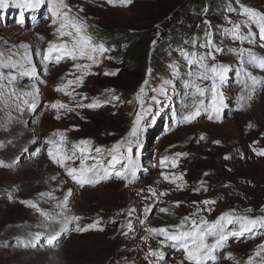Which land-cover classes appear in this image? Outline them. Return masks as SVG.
I'll use <instances>...</instances> for the list:
<instances>
[{"label": "rangeland", "instance_id": "obj_1", "mask_svg": "<svg viewBox=\"0 0 264 264\" xmlns=\"http://www.w3.org/2000/svg\"><path fill=\"white\" fill-rule=\"evenodd\" d=\"M200 1L132 0L121 5L117 0L112 5L107 0H66L74 13L83 8L79 15L86 20L88 34L109 49L101 63L91 68L94 74L86 76L82 86L72 85L68 89L70 92L74 89L69 96L56 91V86L74 79L72 73L80 74L73 68L74 63L89 61L65 58L56 63L55 53L51 61L43 60L48 42L58 41L51 23L49 0L36 7H28L25 0H5L0 7V53L3 54L0 60L19 63L17 68H0L5 75L16 76L11 84L3 81L7 85L4 99L11 88L21 95L38 90V95L36 108L22 105V111L10 101L6 105L0 100V161L7 165L0 166V264H157L150 250L165 254L159 264H181V261L188 264L182 251L173 249L170 242L162 245L163 237L148 230L179 224L182 218L196 213L197 207L212 208L210 212L197 213V218L203 216L210 222L232 210L252 217L264 215V156L253 151L264 149V85H256L245 107L238 109L240 64L229 51L242 46L264 56V47L260 46L264 42L259 39L256 25H251L256 33L254 43L241 44L225 31L240 23L242 31L247 33L243 8L264 14V0H232L230 6L226 0H219L224 2L218 9L217 0H205L208 6L203 3L198 9ZM230 8L234 11H229ZM111 27L116 28V35H122L120 42H125L127 47L126 36L147 37L144 67H129L128 64H135L133 60L119 56L112 40L101 39L104 30ZM207 33L212 34L214 46L224 49L216 54V62L229 67L221 85L225 107L220 120H210V110H201L194 120L186 123L182 117L195 109L184 108L191 103V97L185 96L189 66L188 57L182 56L181 50L205 52L200 45L205 43ZM22 45L29 46L28 56L35 66V76L18 74L31 67L23 58ZM155 49H159L156 56ZM173 62L177 65L176 76L169 68ZM246 66L254 76L264 78V69ZM106 71L116 75H105ZM163 80L171 81L165 86V93L154 91ZM141 86L145 88L146 111L133 135L136 114L141 111L136 99ZM23 98L31 100V97ZM204 99L202 109L210 104V93ZM55 101L74 110L61 109V118L56 119L57 110L51 108ZM93 102L100 106L77 107ZM57 131L65 134L69 149L81 140L91 141L86 155L105 163L111 159L109 150L121 142L120 163L110 169L112 174L108 179L95 185H78L47 154V141ZM97 148L101 149L100 153L95 151ZM178 153L187 155L178 156ZM164 157L168 160L162 165ZM129 160L136 165V177L131 182L115 175ZM173 161L176 167L172 166ZM70 166L78 167L79 160L75 164L70 162ZM162 173L182 175L183 180L172 183ZM178 183L184 187L178 189ZM150 187L158 194L167 195L153 197L148 191ZM204 200L216 203L207 206L202 203ZM22 201H32L38 208ZM65 201L62 210L58 205ZM177 201L179 207L175 206ZM161 208H168L169 212H161ZM247 209L252 211L246 212ZM41 212L56 219L47 220ZM65 215L81 219L65 224ZM97 220L98 228L75 231L77 226L84 227ZM50 224L58 225L57 230ZM262 243L264 230L260 229L229 237L225 246L214 253L216 258L207 264L237 261L244 264ZM228 253H232L233 259L227 258Z\"/></svg>", "mask_w": 264, "mask_h": 264}, {"label": "snow or ice", "instance_id": "obj_2", "mask_svg": "<svg viewBox=\"0 0 264 264\" xmlns=\"http://www.w3.org/2000/svg\"><path fill=\"white\" fill-rule=\"evenodd\" d=\"M44 0H25V3L28 7H36L39 4L43 3ZM121 5H127L132 2V0H118ZM108 4H116L117 0H107ZM5 0H0V7H3ZM49 11L51 13V23L55 26V33L58 37V41H49L46 53L43 55L44 61H51L53 59V54L55 55V62L59 63L62 59L69 58L72 61L77 60H87L89 63H74L73 68L76 69L80 74L72 73L74 79L67 80L66 83H61L56 86V91L62 92L65 95H73L74 89L72 92L68 89L75 85L77 87L82 86L86 76L92 73L90 70L94 65H99L102 61V58L105 57V53L109 51L103 43H96L94 39L88 34L87 28L88 25L86 20L79 15V12L83 11V8H79L77 12H73L72 6H70L66 0H49ZM229 11H234V9H229ZM243 14L246 17V20L243 21L244 25L249 28L248 32L245 33L241 29L240 23L233 24L231 29H226V33H229L231 37L240 41L243 44L244 41L248 43H254V38L256 33L252 32L251 25H256L259 30V39L264 42V14L258 13L250 8H243ZM43 39V37H39ZM66 38V39H65ZM261 47H264V43H261ZM25 49L23 58L26 60V63L31 67L24 68L23 71L19 72L20 76H35L36 70L35 66L32 64L31 58L28 56V45H22ZM200 47L206 49L205 52L199 53H188L184 50H181V55L188 57L187 63L189 66V71L187 73L189 79L185 81V87L187 92L185 93L186 97H191V103L185 104V109L194 108V111H187L186 114L182 117V121L190 123L192 120L199 115L200 111H209L210 115L208 118L210 120H220L221 112L225 107L224 95L221 91V85L226 80V74L229 71V67L216 62V54L221 53L224 49L214 46L212 40V34L207 33L205 38V43L200 45ZM238 58L240 64V70L237 72V83L241 85V94L237 98V108L242 109L247 104V100L250 98L251 93L254 91L255 86L260 84L264 85V78H257L248 70L246 65H251L253 67H259L264 69V56H260L255 53L251 48L240 47L238 49H230ZM19 55V53H17ZM3 54L0 53V57ZM111 59V57H108ZM208 61H212L211 64ZM19 62H5L0 60V68L10 67L17 68ZM23 67V65H20ZM169 68L172 71L173 76L178 75L177 65L175 62L169 65ZM118 71V70H117ZM105 75H116V72H105ZM7 81L8 84L13 83L16 80V76L12 73L5 75L4 72L0 71V100H2L6 105L13 103L18 111H22V105L27 106L31 109H35L36 97L38 95V90L35 92H24L22 95L17 92L16 89L11 88L8 90L7 99H4L5 92L4 89L7 87L3 81ZM209 81L210 84L205 85L202 82ZM170 80H163L161 87L154 91H159L160 93H165V86L170 84ZM147 84V80H145ZM35 87V86H34ZM145 93L144 86H141L139 92L136 96L137 101L141 104V111L136 114L135 122L132 129V134L136 133V126L139 125L141 119L143 118V113L146 111L143 107L144 100L143 96ZM210 93V104L205 106L203 109L202 105L205 104V97ZM23 97H31V100L25 99ZM86 98V97H85ZM118 99V97H114ZM152 100H156V97L153 96ZM99 103L93 102L91 104H78L77 107L83 108H96L99 107ZM51 108L57 110L56 119H60L59 110L64 109L68 112L73 111L74 109L68 104L62 103L61 101H55L51 104ZM10 116V113H9ZM249 127H252L250 124ZM59 137V140L55 139ZM66 136L63 132H53L52 138H49L47 143L49 144L48 156L52 163L60 166L65 169L67 176H69L74 182L78 185H95L101 180H106L112 174L110 169H113L115 165L120 163L121 154V142H117L112 149L109 150L111 159L105 163L104 160L96 159L86 155L90 151L87 147L90 145L91 141L81 140L78 144H75L69 149L66 144ZM201 140L204 139V136L201 135ZM214 143H220L219 141H214ZM131 149H129L130 151ZM97 153L101 152V149H95ZM259 156H264V149H253ZM79 153V154H78ZM179 155H187L186 153H178ZM230 157H225L229 159ZM79 160V166H70L75 164ZM89 160H92V163H88ZM168 160V157H164L161 161L163 165L164 162ZM0 166L3 165V162L0 161ZM173 167H176L177 164L173 161ZM115 175L122 180L131 182V180L136 177V165L129 160L127 165L122 166V169L115 173ZM165 180H169L172 183H176L177 180L182 181L183 176H169L167 174H161ZM178 189L184 187L183 183L176 184ZM206 190V189H205ZM148 191L153 197L167 195L164 193H157L154 188H149ZM199 191V189H196ZM50 195V194H48ZM22 203L28 204L33 208H38V206L32 201H22ZM204 205L210 206L214 205L216 201L214 200H204L202 201ZM193 204H197L196 201H193ZM175 206L179 207L180 202H175ZM62 210L66 207L65 204L58 205ZM39 210V209H38ZM212 211L211 207L207 209H202L197 207L196 213H193L191 216H186L181 219L179 224L169 225L160 228H151L149 229L150 234H155L163 237L160 243L163 245L166 242H170V246L177 251H182L184 254V260L188 264H207L211 259L214 260L216 257L214 253L217 249L223 248L229 237H240L246 233H253L257 229L264 230V215L252 217L249 215H240L236 214L234 210L230 212L222 213L214 221H208L205 217L199 216L197 218V213L201 211ZM161 212L168 213V208H161ZM246 212H251L252 209L245 210ZM47 220H55L56 217L52 216L46 212H41ZM81 217L79 216H63V222L66 224L69 220L78 221ZM99 220L88 224L84 227L77 226L75 231L77 232H86L91 229L98 228ZM229 225H233V229H229ZM238 225V228L235 226ZM102 230V229H100ZM150 255L156 258L157 264L159 261L165 259V254L162 251L150 250ZM228 259H233L232 253L227 254ZM258 258V259H257ZM183 264V261H181ZM236 264H240L239 261ZM244 264H264V243L257 246L256 251L252 256H249L247 261Z\"/></svg>", "mask_w": 264, "mask_h": 264}, {"label": "trees", "instance_id": "obj_3", "mask_svg": "<svg viewBox=\"0 0 264 264\" xmlns=\"http://www.w3.org/2000/svg\"><path fill=\"white\" fill-rule=\"evenodd\" d=\"M176 0H172V2H175ZM228 2V6H230L231 1L232 0H226ZM224 2V1H221ZM219 0H217L216 2V7L215 8H220V6L223 5V3H221ZM207 5V1L202 0L200 1L199 5L196 6V8H201L203 7L202 5ZM210 8L212 7V4L210 3ZM206 13L208 12V9L205 10ZM104 34H101L102 38H106L108 40H112L114 45H116L118 47V51H119V56H122L124 58V56L126 58H130L133 60V64H128L129 67L132 68H136L137 66L139 67V65H141V67L145 66V62H146V57H147V51H148V41H147V37L143 34H139V35H134V36H126V39L129 40V46H125L126 43L125 42H120L122 35H116L117 31L115 27H111V28H106L104 30ZM117 36V37H116ZM115 38H117L116 40H114ZM122 41V40H121ZM125 47L127 49H125ZM166 47V45H165ZM125 49V50H124ZM156 52L154 54V56H156L158 54V50L159 49H155ZM125 59V58H124ZM129 59V60H130Z\"/></svg>", "mask_w": 264, "mask_h": 264}, {"label": "bare ground", "instance_id": "obj_4", "mask_svg": "<svg viewBox=\"0 0 264 264\" xmlns=\"http://www.w3.org/2000/svg\"><path fill=\"white\" fill-rule=\"evenodd\" d=\"M50 226L52 227V228H55L56 229V227L58 226H55L54 224H50ZM57 230V229H56Z\"/></svg>", "mask_w": 264, "mask_h": 264}]
</instances>
